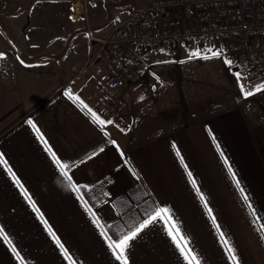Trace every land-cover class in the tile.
Here are the masks:
<instances>
[{"label":"crops","instance_id":"obj_1","mask_svg":"<svg viewBox=\"0 0 264 264\" xmlns=\"http://www.w3.org/2000/svg\"><path fill=\"white\" fill-rule=\"evenodd\" d=\"M9 1L14 5L0 6V21L2 14L22 18V9L11 7L16 1ZM152 1L159 0H127L125 6L106 5L104 12L97 3L96 21L91 7L86 21L103 39L137 3ZM113 7L125 8V16ZM44 14L34 11L32 29L26 28L32 36L38 32L30 38L34 41L25 46L11 42L20 55L28 54L27 61L45 55L40 49L46 46L59 72L58 82L44 95L0 116V122L14 121L0 131V153L7 162L0 163V228L20 257L0 236V264H69L44 221L74 264H121L102 231L117 239L160 207L169 210L200 264H232L221 231L240 264H264V219H258L264 218V89L254 90L244 70L225 62L215 38L203 45L163 43L138 50L142 71L126 88L108 87L92 70L85 77L93 76L96 85L85 84L84 75L74 78L71 67L82 65L90 51L98 52L100 43L89 41L85 18L71 33L77 16L68 6L53 12L55 20ZM147 16L139 29H184L202 22L195 9L170 8L160 17ZM20 19L15 21L23 28ZM1 32L0 26V40ZM210 48L220 55H212ZM6 49L12 52L10 43ZM197 49L199 56L192 54ZM241 84L250 95H243ZM92 113L109 123L101 125ZM53 152L68 164V176L57 168ZM126 252L128 264H188L163 217L142 229Z\"/></svg>","mask_w":264,"mask_h":264},{"label":"built area","instance_id":"obj_2","mask_svg":"<svg viewBox=\"0 0 264 264\" xmlns=\"http://www.w3.org/2000/svg\"><path fill=\"white\" fill-rule=\"evenodd\" d=\"M170 8L195 9L202 14L196 27L141 28L147 15H162ZM86 21V17H85ZM86 34L91 44L100 43L98 52L90 51L82 65H73L74 78L92 70L110 87H128L138 81L142 60L137 52L160 44L203 45L215 38L224 60L233 61V69L246 72L251 87L264 83V0H159L137 3L126 17L114 24L103 39L86 21ZM214 53V48H210Z\"/></svg>","mask_w":264,"mask_h":264},{"label":"rangeland","instance_id":"obj_3","mask_svg":"<svg viewBox=\"0 0 264 264\" xmlns=\"http://www.w3.org/2000/svg\"><path fill=\"white\" fill-rule=\"evenodd\" d=\"M15 1H16L15 5L17 6H11V7H19L18 9H22L21 11H18L22 13L21 16L22 18L20 19L19 14H14V13H11L10 15L2 14L0 21V26L2 29L1 32L2 39L0 40V53H3V55H0V116L3 115L6 110L15 107L17 105H20L18 109L20 108L23 109V107H26L28 104H31L34 100H37L39 97L44 95L58 82L56 73L59 72L58 71L59 66L55 65V62L53 61V57L48 56V54H50V50H47L46 46L40 49V52H43V54L45 55L39 56L34 61H27L26 56H28V54L24 53L23 54L24 56L20 55L18 53L19 50L18 46L15 45L14 43H11L14 41L16 42L18 41V43L20 42L23 46H25L28 45L31 41H34L30 38L32 37L33 39H35L34 36L36 37L38 32L37 31L34 32V36L31 35L32 34L31 31L29 33L26 32L27 27H30V30L32 29L33 24L31 23V19L34 11H38V10H41V12L44 11L46 13L44 14V16H46L47 20L49 18L55 20L56 17L54 18L53 12L57 8H60L63 11L68 6L69 12H73L77 16L76 21L74 22L77 24L76 26H73L74 30H72L71 32L74 34L75 32L78 31L77 29H75L77 25H81L80 27H82L84 23L83 19L86 17L89 7H91L92 15L95 20L94 10L96 9L95 5L97 3L98 4L96 6H98L99 10H102L103 12H104V7H106V5L119 6L121 4L125 6L127 4V0L124 1L123 0H71L67 4L64 2V0H43V1L15 0ZM12 3L14 2H10L9 0H0V6L14 5ZM25 8L29 10L25 12ZM34 8L35 10L33 11ZM71 8L73 9L71 10ZM74 8L75 10H77V12L74 10ZM113 8L115 9L119 8L117 15H119L120 17L125 16L126 14L125 8H120V7H113ZM189 11H191V9ZM30 12L31 14H29ZM155 16L160 17L159 14ZM147 17L149 16H146V21H148ZM15 18L20 19L23 28L22 27L19 28V25L16 24ZM48 29L50 30V27H48ZM6 34H8V36H6ZM46 38L47 37L44 38V41L46 40ZM3 40L5 42H3ZM9 43L11 45V49H13L12 52L6 49V46H8ZM51 64L57 66L56 71H54V68L52 67ZM86 73L84 74V77L85 75H87ZM92 78L93 76L85 77L84 78L86 81L85 84L88 83L87 81H91L89 84L93 82V84L96 85V83H94V80ZM103 87L104 85L102 83L99 88H103ZM101 95L106 96V93L102 91ZM12 122L14 121H1L0 131L6 128L8 125H10Z\"/></svg>","mask_w":264,"mask_h":264},{"label":"snow or ice","instance_id":"obj_4","mask_svg":"<svg viewBox=\"0 0 264 264\" xmlns=\"http://www.w3.org/2000/svg\"><path fill=\"white\" fill-rule=\"evenodd\" d=\"M161 51H163V49H161ZM192 54L196 55V56L201 55L199 49L194 50ZM0 55H3V53H0ZM212 55L219 56L220 53L214 52V53H212ZM225 62L229 65L233 64V61H231V60H225ZM236 76H237V78H239L241 76V73L236 72ZM240 87H241V91L243 92L244 96H248L251 94L250 91L244 90L243 84H241ZM260 89H264V83H261L254 90L258 91ZM66 94L71 97V91L70 90ZM77 99H79V97H77ZM81 103H83V101H81ZM85 107L87 108V105H85ZM88 111L91 112L92 110L89 108ZM92 115L94 116L95 120L98 121L101 125H103L105 123H109V121H105V120L101 119L95 113H92ZM29 123L32 124L33 128L36 127L35 124L31 120H29ZM112 143H115V141H112ZM49 151L51 152V149H49ZM51 154H52L53 160H54L57 168L60 170V172L62 174H64L65 176H68V172H67L68 164L62 162L61 159L59 157H57L54 152ZM93 155H95V153H93ZM177 155H179V152H177ZM0 163H4V164L7 163L3 158V153H0ZM225 163H227V158H225ZM229 171H231V165H229ZM8 172L10 175L13 176L17 186L21 188L24 196L27 199H29V201L32 203L33 208L35 209L36 205L34 202L31 201V197L29 196L28 190L26 188H24L23 185L21 184L20 180L15 177V174L12 172V169L10 167L8 168ZM189 176H191V173H189ZM232 176L236 182L237 187L240 188L241 193H244V188L240 187V180L236 178V173L232 172ZM193 184H195V181H193ZM73 189H75V185H73ZM197 191L199 192L198 188H197ZM200 195H201V199H203L204 198L203 193H200ZM244 199L248 200L247 194L244 195ZM205 206L207 207V204ZM249 207H251V204H249ZM36 210L39 213V210L38 209H36ZM89 211H91V209H89ZM168 211L169 210L167 208H164V207L156 208L146 219H143L140 223L131 227L127 232L121 234L119 236V238H117V239H112L110 236L107 235L106 232L102 231V235H104L105 239L108 241L109 247L111 248L113 254L116 256V259L118 261H120L121 264H128V255H127L126 250L130 246V241H132L134 238H137L138 234L141 233L142 229H144L149 224H152L154 222H158L161 217H163V222L166 225H168V235L171 237L172 241L176 244V247L179 249L184 260L187 261L188 264H200V260L197 256V254L194 253L193 250L187 246L188 245V238L181 233L180 227L178 225H176L169 218V216L167 215ZM208 211H209V214L211 215V209L210 208L208 209ZM39 214H40V218L43 220L44 219L43 214L42 213H39ZM258 219H264V218L258 217ZM44 222H45V225L48 227V231L50 232V234H52L53 239L55 240L57 245L60 246L61 250L65 254V257L69 260V264H74L71 256L68 254V250L61 243L59 237H57L55 235V233L52 231L51 227L47 225V221H44ZM212 222L214 225H216L217 229L219 230L220 226L218 224H216V220H215L214 216L212 217ZM260 228L264 229V224H261ZM0 236L3 237V239L6 243H9L11 245V240H10L8 234L6 232H4L3 228H0ZM220 237H221L222 243L225 246V251L228 253V258L232 261V264H240V261L237 258L236 253L232 248V245L227 241V239L225 238L224 233L222 231L220 232ZM11 247H12V251L17 254L18 258H20L19 253H17L15 245H11ZM21 261H22V258H21ZM22 264H23V261H22Z\"/></svg>","mask_w":264,"mask_h":264},{"label":"water","instance_id":"obj_5","mask_svg":"<svg viewBox=\"0 0 264 264\" xmlns=\"http://www.w3.org/2000/svg\"><path fill=\"white\" fill-rule=\"evenodd\" d=\"M18 52H19V50H18Z\"/></svg>","mask_w":264,"mask_h":264}]
</instances>
